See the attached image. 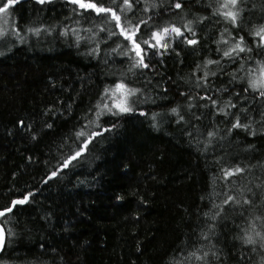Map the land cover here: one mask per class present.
<instances>
[{"label":"trees","instance_id":"trees-1","mask_svg":"<svg viewBox=\"0 0 264 264\" xmlns=\"http://www.w3.org/2000/svg\"><path fill=\"white\" fill-rule=\"evenodd\" d=\"M157 2L167 5L170 0ZM214 2L183 0L185 7L179 12L161 8L129 13L135 20L160 11L163 14L154 17L157 24L182 25L198 16L209 17L193 25L198 44L173 45L174 50L153 57V67L140 75L130 72L127 59L112 51L116 37L108 40L106 32L93 28L97 36L89 39L92 34L83 29L93 27L94 21L87 13L73 15L67 0L44 5L19 0L14 5L10 20L23 39L12 33L0 39L4 53L0 55V209L29 191L34 196L8 214L6 224L0 218V224L12 230L0 251V264H195L185 257L193 246L207 243L199 233L213 223L204 216L210 199L219 203L229 190V182L220 178L221 166L244 168L243 174L230 178L231 187L248 185L259 203L264 186H255L264 185L260 122L264 102L247 96L251 111L243 122H251L252 129L229 134L232 117L216 115L215 109L203 107L210 102L199 97L211 96L220 106L230 97L239 103L235 93L246 87V81H234L232 73L245 75L237 71L240 64L246 61L255 67L256 60H264V52L257 49L242 53L244 61L229 60L217 51L227 45L217 42L222 32L225 39L230 32L250 41V25L264 23V0H245V24L240 30L216 22L219 17L212 16L208 7ZM29 28L41 32L36 35ZM65 28L68 34L61 36ZM72 28L85 37L79 45ZM97 43L98 52H92ZM208 59L220 64L208 66L216 75L208 76L205 88ZM118 80L140 89L130 98L133 111L103 115L98 121L101 129L90 125L89 132L111 130L96 136L80 157L63 168L83 139L76 133L95 120L105 88ZM173 107L184 122L177 123ZM153 113L158 114L155 120ZM210 130L218 134L205 150ZM53 171L57 175L49 179ZM214 190L221 195L212 196ZM253 214L264 215V207ZM215 224L212 242L224 264H259L264 255L259 250L243 253L240 260L242 252L234 237L237 226H246V221L239 208L226 207Z\"/></svg>","mask_w":264,"mask_h":264},{"label":"snow or ice","instance_id":"snow-or-ice-1","mask_svg":"<svg viewBox=\"0 0 264 264\" xmlns=\"http://www.w3.org/2000/svg\"><path fill=\"white\" fill-rule=\"evenodd\" d=\"M19 0H0V20L3 21L5 26L8 25V16L10 11L13 9L14 5L18 3ZM37 4L44 5L50 3L51 0H35ZM67 3L72 5V12L75 16H83L84 13L88 14V18L94 21L93 27L83 29L84 32L91 33V39H95L97 32L93 31V28L98 29L99 32H106L107 39L112 40L113 37L117 39L113 42L116 44L115 48H112L113 52L118 55L125 57L129 62L128 70L133 72L134 75L142 74L145 69H151L153 67L151 61L155 56H163L172 48L173 42L180 38L187 45H196L199 41L196 39L197 33L194 29V24L203 23L205 20L209 19L207 16H198L195 19L186 20L182 25H177L171 22L164 24H157L154 19L155 16H160L163 13L160 11H155L153 15H149L147 18L140 17L138 19H132L129 13L135 16L136 11L142 13H148L150 10H157L165 8L166 11L172 12L173 9L176 12L182 11L185 7L183 0H170L167 5L163 3H158L157 0H110L108 4H104L101 0H67ZM143 5L138 7V5ZM244 4L245 0H215L214 3L209 4L208 7L212 9L211 15L214 17H219L217 23L223 22L225 25H231L233 29L240 30L244 24ZM135 9V11H134ZM95 14L93 16L92 14ZM99 17V20H96ZM183 19V17H182ZM152 23H149V22ZM79 21H77V24ZM12 34L16 37H20V33L17 31L16 27L13 26ZM29 32L39 35L41 32L40 28H29ZM228 31L227 28L224 30ZM72 34L76 38L77 45L85 37L80 35V30L78 28L71 29ZM188 35H185V34ZM7 34V27L0 28V39L5 38ZM68 34V29L60 32L61 36H66ZM248 34L252 37L250 41H246L244 36H239L235 38L229 32V39L224 38V33H221V40L217 43L227 45L226 48H217L218 52H222V58L229 60L240 59L244 61V57L241 56L242 53H252L259 49L264 52V23H252L248 28ZM122 38V39H121ZM231 40V43H229ZM107 42V41H105ZM255 45V48L249 45ZM99 43H97L96 48L92 49V52H98ZM119 50V51H118ZM0 55H4L0 52ZM251 59V57H249ZM212 64H220V60L208 59L204 62V76L203 80L205 84L203 85L207 88V78L209 75H216L215 72H210L208 66ZM200 65H197L199 68ZM238 72H244L245 75L237 76L234 72L232 73V79L234 81H246V87H242L240 91L235 93L237 100H233L231 97L224 102L223 106H220L216 99L211 96L203 95L200 96V100H207L210 103L203 105V107L215 109L216 115H223L225 118L232 117L228 122L230 127L227 129L228 133L231 134L235 129H243L249 131L252 129L251 122H243L248 118V114L251 111L250 105L246 100L247 96H251L253 102H264V60H256L255 67L247 65L244 61L240 64ZM197 88L201 87L200 83H197ZM227 91V89H225ZM140 92L138 88L130 87L125 81L118 80L111 87H106L104 94L101 97V101L96 105L95 120L89 121L88 124L83 126V129L76 133L77 138H83L78 149L70 154L62 165L63 168H67L71 161L76 160L81 154L88 149L90 143L93 142L96 136L103 135V132L110 131L111 129L104 128L102 131H88L90 125H95L96 129H101V125L98 123L100 118L105 114H110L112 116H120L133 111L130 98L137 95ZM183 95V93H182ZM189 108L193 107L191 103L188 105ZM232 109H236L235 112ZM171 114L177 116V123L184 122V116L180 115L178 109L171 108ZM140 115H145L141 112ZM157 113H153V120H155ZM261 123H264V111L260 113ZM196 119H200L199 116ZM21 127H23V121L19 122ZM115 126V125H113ZM51 127V125H48ZM153 127H156L154 124ZM189 135H192L190 132ZM216 130H210L207 133L208 140L205 143V150L209 147L212 141L217 136ZM252 135H255V130H252ZM35 139V137H33ZM199 143V141H198ZM220 171L222 173L223 181H228L226 185L228 191L223 193V199L217 203L214 199H210L211 207L207 212L204 213L206 220L212 221L213 223L207 224V231L201 230L199 233V239L206 241V244H201L199 247L193 246V249L188 251L185 257L186 261L195 262V264H224L221 259L222 253L216 248V245L212 242V238L215 236V222L218 218L222 217V214L226 211V207H231L233 209L239 208L240 215L244 217L246 221V226L240 227L239 232L234 237L235 240L239 242L242 255L240 260H244L245 256L243 253L252 252L255 253L258 250L264 253V215L253 214L254 210L257 208L264 207V192L259 195V203L253 197H256V193L253 192L251 187L248 185H242L238 188L232 189L231 185L234 183L230 181L231 177L241 175L245 172V169L240 166L224 167L221 166ZM56 171H53L49 179L56 176ZM215 179L213 180V187L215 189ZM251 183V182H249ZM262 184H257L256 188H261ZM251 194V195H249ZM221 193L215 190L212 196H220ZM34 196L31 191L24 193L20 198L13 199L11 204L0 209V218L4 219V224H6L7 216L13 213L17 206H23L30 202V199ZM119 199V198H118ZM203 199V198H202ZM245 212L249 215L245 216ZM12 235V230L10 228L5 229L3 224H0V250L4 247L5 239ZM239 264V261H237ZM259 264H264V255H261Z\"/></svg>","mask_w":264,"mask_h":264},{"label":"rangeland","instance_id":"rangeland-1","mask_svg":"<svg viewBox=\"0 0 264 264\" xmlns=\"http://www.w3.org/2000/svg\"><path fill=\"white\" fill-rule=\"evenodd\" d=\"M8 21H9L8 25L5 26V25L3 24V21L0 20V28L7 27V33H10V34H11V33H12V31H11V29H12V21L10 20V15L8 16ZM180 42H183V40L180 39V38H177V39L173 42V45H175V44H177V43H180ZM173 45H172V47H173ZM170 50H171V49H170Z\"/></svg>","mask_w":264,"mask_h":264},{"label":"water","instance_id":"water-1","mask_svg":"<svg viewBox=\"0 0 264 264\" xmlns=\"http://www.w3.org/2000/svg\"><path fill=\"white\" fill-rule=\"evenodd\" d=\"M5 243V242H4ZM1 251V250H0Z\"/></svg>","mask_w":264,"mask_h":264}]
</instances>
